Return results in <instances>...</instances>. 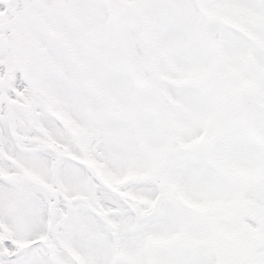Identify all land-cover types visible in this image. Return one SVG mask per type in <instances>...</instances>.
Here are the masks:
<instances>
[{
	"label": "snow or ice",
	"instance_id": "1",
	"mask_svg": "<svg viewBox=\"0 0 264 264\" xmlns=\"http://www.w3.org/2000/svg\"><path fill=\"white\" fill-rule=\"evenodd\" d=\"M0 264H264V0H0Z\"/></svg>",
	"mask_w": 264,
	"mask_h": 264
}]
</instances>
